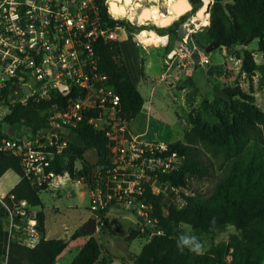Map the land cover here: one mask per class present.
I'll return each instance as SVG.
<instances>
[{"label": "trees", "instance_id": "trees-1", "mask_svg": "<svg viewBox=\"0 0 264 264\" xmlns=\"http://www.w3.org/2000/svg\"><path fill=\"white\" fill-rule=\"evenodd\" d=\"M100 13L112 23L116 21L132 25L127 19H114L108 12L106 0H97ZM198 3L200 0H191ZM210 23L206 30L212 41L236 49V56L242 59V70L249 74L259 72L264 90V61L255 60L253 51L246 46L258 39L259 49L264 55V0H213ZM182 15V17H184ZM173 30V27H172ZM100 41L97 49L100 54V67L110 76V82L121 95V115L131 121L142 110L145 97L135 83L133 76L124 64L120 40ZM8 87L0 103L7 104L9 111L0 119V132L7 124L9 134H15L23 127L37 129L46 125V109L53 103L64 105L66 97L53 95L49 100L22 102L9 98ZM222 92L229 100H216L219 106L207 104L220 123L211 124L199 116L191 117L192 126L183 138L170 141L167 153L176 152L180 163L178 169L160 175L162 190L152 192L147 186L145 196L154 204L159 218L160 232L151 235L129 264H261L264 259V108H261L252 92L246 91L239 83L222 85ZM70 160L57 163V172L69 170L73 176L75 167L84 166L91 170L92 165L86 152L92 148L99 156L98 164H105L110 153L111 141L104 131L97 130L84 120L71 133ZM62 162V161H61ZM14 170L20 180L5 196L10 206L25 199L30 206L42 205L41 191L45 187L32 185L25 174L19 156L8 150H0V177L7 170ZM215 179L213 188L205 192L202 182ZM179 189L182 203L166 197V189ZM14 194V198L10 195ZM106 208L102 213H106ZM7 208L0 203V258L8 255V264H56L58 256L69 242L64 237H45L46 214L43 209L35 216L37 227L42 234L34 245L9 240L6 228ZM190 225L203 233H214L232 224L236 232L228 242L212 244L202 254L185 248L182 252L177 241L184 231L180 225ZM151 232V229H148ZM88 235L79 252L69 264H95L103 258L104 245L100 237L76 229L70 239ZM140 230L133 228L129 240L139 236ZM230 257V258H229Z\"/></svg>", "mask_w": 264, "mask_h": 264}, {"label": "built area", "instance_id": "built-area-1", "mask_svg": "<svg viewBox=\"0 0 264 264\" xmlns=\"http://www.w3.org/2000/svg\"><path fill=\"white\" fill-rule=\"evenodd\" d=\"M106 4L110 16L120 19L110 11L109 0ZM120 32L128 31L121 22L105 19L97 0H0V94L10 87L9 98L22 102L66 97L64 105L53 103L46 109L48 121L40 128L23 127L9 134L3 124L0 150L20 157L32 185L55 187L62 177H74L69 170L57 172V163L70 160V143L75 140L71 133L86 120L111 141L105 164L74 169L78 181L89 188L96 231L103 224L102 211L117 206L133 213L141 229H151L152 235L161 230L146 188L159 193L160 175L178 169L180 159L176 152H166V144L153 145L132 134L121 115V95L102 71L97 49L100 41L118 40ZM201 60L209 62L206 56ZM19 84H28L31 91L12 92ZM5 196L0 195V203L8 210L9 240L34 246L41 237L36 216L25 199L10 206ZM0 264H8V255Z\"/></svg>", "mask_w": 264, "mask_h": 264}, {"label": "rangeland", "instance_id": "rangeland-1", "mask_svg": "<svg viewBox=\"0 0 264 264\" xmlns=\"http://www.w3.org/2000/svg\"><path fill=\"white\" fill-rule=\"evenodd\" d=\"M189 1L190 9L179 17L168 10L166 0H143L144 7H157L173 18L166 23L150 22L132 25L121 22L127 28V34H121L120 57L130 70L134 81L145 97V103L140 113L131 121L128 128L132 134L141 136L153 145L168 144L170 141L183 138L185 132L192 126L191 117L199 116L211 124L220 123L206 105L219 106L217 99L229 98L222 92V85L239 83L246 91L252 92L257 104L264 108V90L260 83V73L252 74L242 70V59L236 56L235 50L242 45L227 47L223 44L206 51V46L212 40L206 27L210 23L213 0H200L198 3ZM208 2V3H207ZM203 10L200 16L199 11ZM182 17V15H184ZM169 15V16H170ZM206 17V23L202 24ZM120 22V21H119ZM173 27V30H172ZM183 27L184 35H181ZM144 28H151L163 38L158 41H148L143 45ZM164 34V35H163ZM171 35L167 46V35ZM140 41V42H139ZM253 51L255 60L264 61L263 52L259 49L258 39L247 46ZM206 56L209 62H201ZM2 105H4L2 107ZM8 112L6 104L0 103V119ZM96 153V152H95ZM84 166H80L82 170ZM20 180V175L14 170H8L0 177V195H7ZM215 179L207 178L202 182L205 192H209ZM157 190V189H156ZM166 197L181 204L183 199L179 189H166ZM42 205H35L33 210L43 209L46 214L45 227L48 238L64 237L80 228L82 222L91 214L89 189L76 180H65L64 184L52 189L41 191ZM102 226L94 234L98 235L104 245L103 258L95 264H129L133 261L142 245L150 239L149 228L144 231L137 217L120 207H111L102 217ZM133 228L140 230L139 236L128 239ZM180 228L185 234L194 236L206 251L212 244L230 239L236 232L232 224H228L214 233H203L194 230L190 225L183 224ZM72 235V234H71ZM85 235L71 242L68 248L58 257L56 264H69L79 252ZM19 240V239H16ZM230 258V257H229ZM261 264H264V259Z\"/></svg>", "mask_w": 264, "mask_h": 264}, {"label": "bare ground", "instance_id": "bare-ground-1", "mask_svg": "<svg viewBox=\"0 0 264 264\" xmlns=\"http://www.w3.org/2000/svg\"><path fill=\"white\" fill-rule=\"evenodd\" d=\"M142 2L143 0H110V11L115 17H127L139 24H149L150 22L166 23L173 18L172 15L169 14V16L156 6L150 8L144 7ZM166 3L168 4V10L176 16L190 8L186 0H166ZM182 7L186 8L181 11ZM199 14L202 16L203 10H200ZM204 23H206V17L203 18L202 24ZM140 33L144 37L142 39L143 45L146 44L145 42L158 41L163 38L157 31L151 28H144Z\"/></svg>", "mask_w": 264, "mask_h": 264}, {"label": "water", "instance_id": "water-1", "mask_svg": "<svg viewBox=\"0 0 264 264\" xmlns=\"http://www.w3.org/2000/svg\"><path fill=\"white\" fill-rule=\"evenodd\" d=\"M188 4L189 6L191 5L189 1H188ZM109 6H110V0H109ZM185 8L186 7H182L181 11H183ZM186 11H183L181 14H183ZM181 14H179L178 17ZM220 44L221 43L219 41H212L209 45L206 46V51H210L216 46H219ZM18 88H23L25 93H29L31 91V87L28 84L14 85L11 91L13 92L15 89H18ZM11 95L12 94H10V96ZM86 158L94 166L97 165V163L99 162V156L97 155V153H95V151L92 148L88 149V151L86 152ZM80 231L87 232V233H94L96 231V217L94 214L90 215L85 221L82 222L80 226Z\"/></svg>", "mask_w": 264, "mask_h": 264}, {"label": "clouds", "instance_id": "clouds-1", "mask_svg": "<svg viewBox=\"0 0 264 264\" xmlns=\"http://www.w3.org/2000/svg\"><path fill=\"white\" fill-rule=\"evenodd\" d=\"M177 247L182 252L185 248H188L189 251L202 254V245L198 242L197 238L187 234L181 235L177 241Z\"/></svg>", "mask_w": 264, "mask_h": 264}, {"label": "crops", "instance_id": "crops-1", "mask_svg": "<svg viewBox=\"0 0 264 264\" xmlns=\"http://www.w3.org/2000/svg\"><path fill=\"white\" fill-rule=\"evenodd\" d=\"M183 31H184V30H183V27H182L181 35H184ZM170 37H171V35H168L169 41H170ZM133 79H134V75H133ZM134 80H135V79H134ZM139 113H140V112H139ZM7 171H8V170H7ZM7 171H6V172H7ZM20 178H21V177H20ZM65 180H76L78 183L82 184L84 187H86L87 189H89L85 184H83V183H81V182L78 181L77 176H74L72 179H67V177H62L61 180H60V181H61L60 184L57 185V186H55V187H59V186H61L62 184H64V181H65ZM14 186H15V185H14ZM55 187L47 188V190L52 189V188H55ZM89 193H90V191H89ZM28 207H29V210H30V212H31L32 215H35V214L39 211V210H38V211H37V210H33V209H32L33 206L28 205ZM40 210H41V209H40ZM91 215H92V214H91ZM85 220H86V219H85ZM85 220H84V221H85ZM6 224H7V219H6ZM73 232H74V231H73ZM71 234H72V233H70V235H67L66 239H70ZM41 236H42V234H41ZM45 237H47V236H46V227H45ZM79 237H80V236H78V237L75 238V239H71L70 242H69V244H70L71 242L75 241L76 239H78ZM88 237H89L88 235H85L84 239H83L82 242H81V246H82V245L84 244V242L88 239ZM40 238H41V237H40ZM47 238H48V237H47ZM68 246H69V245H68ZM68 246H67V248H68ZM67 248H66V249H67ZM80 248H81V247H80ZM66 249H65V250H66ZM65 250H64V251H65ZM64 251H63V252H64ZM63 252H62V253H63ZM62 253H61V254H62ZM61 254H60V255H61ZM60 255H59V256H60ZM59 256H58V257H59ZM57 259H58V258H57Z\"/></svg>", "mask_w": 264, "mask_h": 264}]
</instances>
